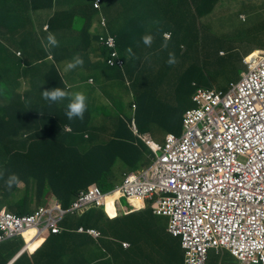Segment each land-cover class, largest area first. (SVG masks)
<instances>
[{
	"label": "trees",
	"instance_id": "1",
	"mask_svg": "<svg viewBox=\"0 0 264 264\" xmlns=\"http://www.w3.org/2000/svg\"><path fill=\"white\" fill-rule=\"evenodd\" d=\"M57 1L58 0H0V26L9 31L14 29V31L19 34L23 33L25 38L28 36V38L34 41H42L43 35L38 34L35 16L38 14V11L44 7L49 11H54ZM81 1L84 4L87 0ZM109 1L107 3H109ZM114 1L116 3L117 0ZM119 1L120 4H122L123 0ZM219 1L220 0H180L179 4L181 9H196V14L192 13L190 15L191 18H187L188 21L191 22V26L181 23L182 19L179 15L172 14L169 15L170 18L165 16V9H163V7L157 4H155L154 7L153 4L148 5L147 0H133L131 5L129 1L124 4L128 10L126 12H130V15H125L124 17L128 28L131 24H138L136 18L139 12L145 8L144 6L147 7L148 5V8L152 9V12L150 11L147 17L150 19V23L154 29L157 30L156 33L158 34L159 32V36L164 43L165 39L162 35L166 31L170 32L171 39L167 40V48L174 45L177 50V56L174 54L177 62L173 65H169L167 63L168 60L165 59L164 62H166L167 65L161 67L162 76L159 93L162 97L160 98L161 101L159 104L165 106L163 103L165 101L168 104V111L162 116V120L159 123L161 125L168 124L171 126L172 124V126H175L177 123H181L182 112H184V110L181 111L170 104L173 103L177 104V106H183L187 103L186 106L191 108L194 106L191 102L192 94L200 86L210 88L205 85V82L200 80V77L196 78L193 75L181 77L177 67L187 63L191 57L196 56L200 43H202V48H204L205 51H207V49H213L205 44L203 29L209 28L210 26L204 25L203 17L211 14ZM103 6H105L104 0ZM103 6L102 8L104 10ZM90 7L95 12H99L94 9L93 3L90 4ZM59 16L60 14L58 13L55 16L53 15V18L50 19L48 25L50 31H52L51 27H54V23L59 20L62 21V19L58 18ZM222 17L217 18L211 23L213 27L216 26L219 33H221L223 31L222 28L229 23V18ZM93 18L94 16L91 13L89 16V25L83 30V32L87 34V37L91 32V30L89 31L90 27L93 26ZM172 19L177 22L176 25L172 24ZM68 20L74 32L80 29L79 25L84 21V19H78L77 23H75L73 19H67V21ZM137 31L139 32V30ZM153 34L154 32L151 35ZM70 35L65 38H69L67 41L68 45L72 46L74 44V37ZM145 35L148 34L141 32V39ZM117 37L116 40L120 43L119 47L125 48L131 45L138 47L137 43L140 38L139 33L135 36L131 34L123 35L121 37L124 39L123 41H121L119 36ZM9 40H12L11 43H20L19 45L23 43L26 45V41H21L22 39L17 41L16 39L8 38L7 42H9ZM59 40L60 46H62L61 37ZM184 44L188 45V49L185 53H182V46ZM54 49H52L51 54H49L41 47V56L34 60L36 62L32 64L31 68L34 78L30 81V84H27L32 92H39V88L48 82H42L44 76L48 74H43V72L39 71L43 66L53 70L57 76L56 78L51 77L52 85L47 90L60 86L62 89L67 87L58 74L57 54L53 52ZM156 49L157 46L152 45L149 47L143 45L141 47V52H137L136 55L144 57L147 56L148 51L152 52ZM166 50L168 51V49ZM10 59H12V56ZM241 60L242 55L238 58L240 63ZM141 61H144L143 58ZM190 67L192 68L193 66ZM192 70L199 76L194 68ZM0 77H2L1 74ZM172 84H174L175 87H173L171 94L168 89ZM48 85H45L44 90H46ZM21 89H23L22 84H20V90ZM66 89L69 90L68 87ZM62 102L63 100L55 103L49 102V104L46 105L43 99L40 98L35 104V108L44 113L45 124L43 129L36 131L35 134L32 135V140L29 142L28 146V153L22 154L12 147L5 145L0 146V193L5 192L6 195H14L15 192H19L22 194L20 198L14 195L15 202H13L12 206L9 208L10 211L19 213V215L29 214L33 212L34 208L39 204H47L49 200H57L62 208H67L74 201L78 192L84 190L92 183H96L100 190L105 192L109 184H111L110 181L112 180L113 182L114 180L111 170L115 165V161L124 163L130 168V171H135L139 169V167L142 168L141 170L146 169L150 167L154 161L155 156L153 152L141 140H138V138L134 136V132L131 129V122L134 117L126 119L124 116H119L118 122L122 125V131L118 133V137L112 138V136H115V133L111 136L105 135L111 126H108L107 122L104 124L99 123L100 118H95L89 107L84 114L83 120H69L66 114H63V117H59L58 114L53 111L58 110L59 104L60 110L67 111V105L69 103V101L66 100V103L63 105L65 107L63 108ZM136 122L139 130L138 132L140 134L149 133L154 140V135L145 128V125L141 123L138 117ZM173 122H175V124ZM54 125L55 129L52 130ZM65 126H68L71 132H67ZM169 131L172 133V128ZM179 133L180 131L177 132V135ZM1 135L0 143L3 144L7 136L4 135V131ZM11 173H15L19 176L20 183L24 184L23 187H20L18 183L13 185L11 189L6 188L5 181L7 176ZM127 210L128 208L124 204H107L105 208H98L93 205L82 212L77 224H74L72 220L75 217L72 218L71 216L64 218V221H67L69 229L73 231L72 234L74 235L77 234L75 231L79 226H83L84 228L92 226L100 230L101 234L104 236L109 233L113 234L112 231L114 230L110 226L107 212L115 211L118 212L119 215H123ZM125 216H133V214L126 213ZM116 221L118 222L119 219ZM60 234H58V236L49 235V237L52 238L50 242L54 244L49 243L51 246V253H57L53 246L56 247L55 243L58 239L64 241L66 236H70L66 235L64 232ZM55 237L57 238L54 241L53 239ZM48 239L49 238L46 240L48 241ZM42 241L43 239L40 240V242ZM47 241L42 243V247ZM102 242L99 241V245H96V248H103L106 251ZM77 243L79 248L80 242L78 239ZM78 248L67 250L65 243H61L58 247L59 254H49V250L48 254H28L31 252V250L28 249L25 254H22L11 264H116V262H118L114 254H78L77 252L69 254L72 251L80 250ZM178 251H180L179 243ZM14 255L15 254H0V264H7L12 260V256ZM108 255H110V259H108Z\"/></svg>",
	"mask_w": 264,
	"mask_h": 264
},
{
	"label": "crops",
	"instance_id": "2",
	"mask_svg": "<svg viewBox=\"0 0 264 264\" xmlns=\"http://www.w3.org/2000/svg\"><path fill=\"white\" fill-rule=\"evenodd\" d=\"M106 1L107 0H104V4ZM128 1L131 5L133 0H123L122 4L117 0L116 3H114V7H112L114 13L111 17L116 22L118 34L113 33V29L109 26L107 15L104 13L102 7L100 9L101 11L96 10L99 12H95L91 9L90 4L93 3V0H87L84 4L81 0H58L54 7V11H49L44 7L43 9H40L35 16L37 30L39 32L37 33L43 35L42 41H45V38L49 33L55 34L58 40L61 37L63 45H59V47L55 49L53 48V52L57 54V69L60 78L65 82L64 84L71 92H83L87 96V105L92 115L99 114V117L100 115H103L101 116L99 123L104 124L107 122L108 126H111L105 135L111 136L115 133V136H112V138L116 136L118 137V133L122 131V125L118 122L119 120L114 114L108 116V111L110 109L108 101L110 98L107 96V92L114 86L116 79L118 82H122L124 73L120 70L110 68L107 65L106 60L109 52L98 43L99 38L103 36H112L116 38L119 36L121 41H123L124 39L121 38L123 35L131 34L135 36L139 33L140 38L137 43V53L141 52V47L144 45L143 40L141 39V32H144L145 34H152L154 32V40L151 46H157V49L152 52L148 51L147 56L144 57L137 55V68L139 67L142 69L144 66L151 64L165 66L167 64L164 60L169 59V53L177 56V50L174 45L169 48L161 47L163 41L159 36V32L158 34L156 33L157 30L154 29L150 23V19L147 17V14L152 10L151 8H148V5L153 4L154 7L155 4H157L160 7H163V9H165V16L169 17V15L172 14L181 16V23H184L187 26H191V22L188 21L187 18H191L190 15L192 13L196 14V9H181L179 4L180 0H147V7L144 6L145 8L139 12L136 18L138 24H131L128 28L124 19L125 15H130V12H126L128 10L124 5ZM103 7L105 9L107 6ZM58 13L60 14L58 18L62 19V21L59 20L54 23V27H51L52 31L46 29L49 25L50 19L53 18V15L55 16ZM91 13L93 15L96 13L97 16L93 18V26L90 27L89 31L91 30V32L87 37V34H85L83 30L89 25V16ZM241 16H245V20L242 19ZM220 17L229 18V23L222 28L223 31L221 33L217 31L216 26L213 27L211 25L213 21ZM67 19H73L75 20V23H77L78 19H84V21L79 25L80 29L74 32L69 25L70 21H67ZM104 20L107 22L106 27L101 25ZM263 20L264 0H220L213 12L203 17L204 25L210 26L209 28L203 29L205 44L216 51L222 52L226 43H229L236 38H241L244 35H249L247 39H242L241 45L236 44L232 50H237L240 53L239 55L242 56H246L255 50H264V35L258 36L253 42L251 38L252 33L257 32V29H254L258 28L263 23ZM176 23L177 22L172 19V24L176 25ZM261 27L262 26L259 28ZM137 30H139V32ZM165 33L170 32L166 31ZM164 34L162 35L163 37ZM69 35L74 37V44L72 45L74 47L68 45L67 41L69 38H65ZM8 38L16 39L17 41L22 39L21 41H26V45L23 43L21 45H19L20 43H11L12 40L7 42ZM42 41H34L33 39L28 38V36L25 38L23 33L19 34L14 31V29L9 31L0 26V74L2 76L0 79V138L2 137L1 134L3 131L4 135L7 136V139L4 140L3 144L0 143V146L5 145L12 147L22 154H25L26 152L28 153L29 138L32 139V135L44 127V113L41 110L36 109L35 104L40 98L43 99L46 105L49 104V102L43 98L42 92L45 91V85L50 83L46 87V90L52 85L51 77H57L53 70L43 66L39 71L43 72V74H48L44 76L42 82H48L39 88V92H32L27 85L30 84V81L34 78V74L31 72V68H25V66L41 56L40 49L42 47ZM117 43L119 46L120 43L118 41ZM190 46L192 47L191 44ZM166 49H168V51ZM18 53H20V55H18ZM76 54H79L83 58L84 64L82 67L68 70L66 64L71 61ZM11 56L12 59H10ZM142 58L144 61H141ZM179 66L177 67V70H179ZM88 68L98 72L99 75L97 80L92 77H89L88 79L86 78L83 69ZM99 68H103V71L100 72ZM127 73L132 77V80L130 81V92L133 99L136 96L140 99V102L146 103L148 100L143 99L142 94L133 90L132 81L133 78H137V75L136 72H132V68L129 67L128 64H126L125 68V74ZM111 74L115 78L111 77ZM91 79L94 80L93 84L89 81ZM20 84H22L23 88L21 90ZM112 97H115L121 104H124L123 96L120 93L113 94ZM65 103L66 100H63L62 106ZM138 103H136V108H133L134 110H138ZM64 107L65 106H63V108ZM53 112H56L59 117H63V112L61 113L60 110V104L58 110ZM137 117L138 116H135L134 118L137 119ZM156 128L163 130L165 132L164 135L171 132L169 131L171 128L173 130L172 133L177 134V132H179L172 126V124L171 126L168 124L159 126V124H157ZM115 164L116 167L112 170V178L118 177L117 174L120 171V162L116 161ZM125 173L126 172L122 173V176ZM11 206L12 203L9 201L6 193H0V207L10 208ZM72 220L74 224H77L80 217H75ZM123 221L124 224L121 228L114 230V238L121 242L128 243L129 247L127 249H121L119 244H113L107 238H102V243L104 244L106 251L103 248H96V241L82 234H72L73 231L69 229L67 221H63L60 224V227H65L70 230L64 232L66 235L70 236H66L64 241L61 239L56 241V247H53L57 253L50 252L51 246L49 243H51L50 240L52 238L49 237V234H45L41 237V239H43L41 244L49 238L46 244L42 248L36 249V241H34L30 249L31 252L28 254H35L36 252V254H48V250L49 254H59L58 247L61 243H65L67 250L78 248L77 239L80 242L78 248L80 250L72 251L69 254H74L75 252L78 254H114V257L118 259L116 264H169L173 263V254H181L183 252L181 248L180 251H178L179 241L166 232L167 222L164 223V217H155L148 212L141 211L136 212L134 218L129 216L124 218ZM56 238L57 237L53 240L55 241ZM22 248L23 243L19 239H15L6 242V244L0 245V254H16L12 256V259H15L18 258L20 254H25L26 251H23ZM206 264H236V261L227 252L217 255L214 251H210Z\"/></svg>",
	"mask_w": 264,
	"mask_h": 264
},
{
	"label": "built area",
	"instance_id": "3",
	"mask_svg": "<svg viewBox=\"0 0 264 264\" xmlns=\"http://www.w3.org/2000/svg\"><path fill=\"white\" fill-rule=\"evenodd\" d=\"M101 3L94 0V8ZM245 63L248 73L224 96L196 91V107L183 114L181 137L169 134L163 146L142 138L154 161L124 181L130 194L159 197L155 212L168 217L167 232L181 239L184 264H204L210 249H226L238 264H264V52ZM133 129L137 133L135 124ZM87 195L81 193L69 211L80 208ZM57 208L25 217L0 215L1 229L56 232L65 213Z\"/></svg>",
	"mask_w": 264,
	"mask_h": 264
},
{
	"label": "clouds",
	"instance_id": "4",
	"mask_svg": "<svg viewBox=\"0 0 264 264\" xmlns=\"http://www.w3.org/2000/svg\"><path fill=\"white\" fill-rule=\"evenodd\" d=\"M93 3H94V0H93ZM102 3H103V0H102ZM102 3H101V7H102ZM93 7H94V5H93ZM101 7H100V9H101ZM100 9H95V10H100ZM241 18L245 20L246 17L245 16H241ZM104 21H105V26H103L102 24L101 25L103 27H106L107 22H106V20H104ZM46 29H48V26L46 27ZM102 38L104 40H108V39L112 38L114 40V43H115L114 46L113 47H108L101 40ZM164 39H165V42L161 45V47L162 48H167V40L171 39V34L170 33H165L164 34ZM142 40H143L144 45L150 47L151 44L153 43L154 37H153V35L148 34V35L143 36L142 37ZM45 41H42V47L49 54H51V50L53 48H57L60 45V42L58 41V39L56 38L55 34H53V33H49L46 36ZM98 43L104 49L108 50V52H109V55H108L107 60H106L107 65L110 68H113V69H117V70L122 71L124 73V75H125V68H126L127 61H126V59L120 53V49H119L120 47L118 46V43H117L116 38L115 37H112V36H107V37H104L103 36V37H100L99 38V42ZM182 47H183L182 53H185L187 51V49H188V46L184 44ZM258 52H264V50H255V51L247 54L246 56H242L241 64L244 66V68L246 70L245 74L248 73V67H247V64L245 63V61L250 56H252V55H254L255 53H258ZM18 55H20V53H18ZM218 55L223 56L224 55V52L223 51L222 52H219ZM35 62L36 61H33L31 64H27L25 66V68H32V64L35 63ZM176 62L177 61L175 59V56L172 53H169V59H168L167 63L169 65H173ZM83 64H84L83 58L79 54H76L73 57V59L66 64V67H67L68 70H73V69H76L77 67H82ZM245 74L236 83H230L229 88L227 90H225V91L216 90V89H213L211 87L210 88H207V87H203V86H200L197 90L213 91L214 93H218V94H221V95L224 96L225 94H227L230 91V89L232 88V86H236V85L239 84V82L244 78ZM1 78L2 77H0V79ZM89 81H90L91 84L94 83V80L93 79H91ZM127 83L130 86V83L131 82L128 81ZM196 91L191 96V102L193 103L194 106L191 107V108H188V109L184 110V112L182 113V117H181L182 132L181 133H179L178 135L177 134H174V133H171V132L166 133L164 135V137H163L162 143H158L157 141H155V140H153L151 138V136H150L149 133L140 134L138 132L139 130H138V127H137V122H136V119L134 118V119H132V122H131V129L134 132V136H136L138 138V140H141L144 144H145V142H144V140L142 138L145 137V138H149L155 144L160 145V146H163L164 145L166 136L169 135V134L170 135H173L175 137H181L183 135V133H184V128H183V114L185 113V111H187L189 109H193V108L196 107V105L192 101V98L194 97ZM42 96H43V98L45 100H47V101H49L51 103L59 102V101H62V100H68L69 103L67 105V111L61 110V113L63 112V114H66V116H67V118L69 120H73V119L83 120L84 119V114L87 111L88 105H87V96L83 92H75V93H73V92L67 90L66 88L65 89H62L60 87H55V88H52L51 90H45V91H43L42 92ZM132 108H136V105L135 104H132ZM60 120H63V119H60ZM133 124H135V126H136L137 133L133 129ZM54 129H55V125L53 126L52 130H54ZM65 130L67 132H71V129L68 126H65ZM29 140L31 141L32 139L29 138ZM114 167H115V165L112 167V170H113ZM148 169H149V167L146 168V169H143V170H139L138 172H135V171L128 172L127 171L122 176V179H121L120 184L114 186L112 188V190H110L108 193H106V191L105 192L101 191L100 188L96 185V183H92V184L88 185L84 190L79 191L78 194H77V196H76V198L74 199V201L67 208H62L57 200H55V201L49 200L47 204H45V203L44 204H39L37 207L34 208L33 212H31L29 214H21V215H19V213L10 211L9 210V207H7V208L0 207V215H2V217H3V215H11L13 217L14 216H16V217L17 216L18 217L30 216V215H33L35 212H37L40 208L46 210V209L53 208L55 205L58 207L57 209L65 212L64 215L61 217V219L57 222V228L58 229H57L56 232H52L50 229H44L41 232H39V231L36 232L34 228H29V229L23 231L22 233L12 232L10 229H8V234H5V233H3V231L5 229H1V224H0V245L6 244V242H9V241H12V240H15V239H19L23 243V248H22L23 251H27L29 249V244L32 241H36V245H37L38 243H40L41 237L44 236L45 234H49V235H54L55 236V235H58L60 233L70 231V230H68L65 227H60V224L64 221V218H68V216H71L72 218L73 217H80L81 214H82V212L84 210H86L88 207L93 206V205L96 206V207H98V208H105L107 206V204L118 205V202L121 199H124V201H125L124 205L128 208V210L123 215H119V213L118 212H115V211L114 212H107V216L109 217L108 219L110 221L111 228H113L114 230L115 229H120L121 226L124 224V221H123L124 218H127L125 216L126 213L133 214V216H131V217L134 218V214L136 212L143 211V212H148L150 215H153L155 217H164V218H167V226H166V232H167V228H168V217L167 216H164L162 214H157L155 212V206H157V202H160V200H158L159 199L158 196L155 195V197H153L151 199L148 198V197L141 198L138 195L130 194V193H128V192L125 191L127 189H125L124 181H125V179L127 177H129V175H137V173H140V172L145 171V170H148ZM112 170H111V172L113 173ZM113 179H114V177H113ZM18 183H19V186L20 187H23L24 186L23 183H20L19 176L17 174H15V173H11V174H9L7 176V179L5 181V186H6V188L11 189V187L13 185L18 184ZM93 188L96 189L98 195H95L94 192L92 193V195H89V192ZM81 193L88 194L87 195L88 196V199L85 200L83 202V205L80 206V208H78L77 210H75L73 212L69 211L71 209L72 205L78 200V198H79V196H80ZM14 195L17 196L18 198L22 197V194L19 193V192H15ZM14 195H7L9 201L12 204H13V202H15ZM53 213L55 214V212H53ZM117 219H119L118 222L116 221ZM8 222H9V220L7 218L6 219V222H5L6 224H4V225L7 226L8 225ZM79 228L82 229L83 231L82 232L78 231ZM114 230L112 231L113 234L112 233H109V234H105L103 236L101 234L100 230H98L96 227L89 226L87 228H84L83 226H79L76 229L75 232L78 233V234H82L84 236H87L90 239H93L94 241L97 242V245H99L98 244L99 241L102 242L101 241L102 238H107L113 244H119V247L121 249L122 248L123 249H127L129 247V244L128 243L121 242V241L117 240L116 238H114V236H115ZM28 231H32L33 232L31 234L32 237H31V240L29 242H27V240L25 239V233L28 232ZM88 231H93V233H89ZM168 234L170 236H172L170 233H168ZM172 237L173 238H176L179 241L180 248L183 251V264H184V262H185V251H184V249L181 246V239L179 237H174V236H172ZM210 251H214L217 255L223 254L224 252H227L236 261V264H238L237 259L234 256H232L230 254V252H228L226 249H223L221 252H216L214 249H210L208 251V253H207V258H208V254H209ZM21 255L22 254H20V256ZM16 259L17 258L10 260L7 264L13 263L14 260H16ZM108 259H110V255H108ZM206 261H207V259H206ZM204 264H206V262Z\"/></svg>",
	"mask_w": 264,
	"mask_h": 264
},
{
	"label": "rangeland",
	"instance_id": "5",
	"mask_svg": "<svg viewBox=\"0 0 264 264\" xmlns=\"http://www.w3.org/2000/svg\"><path fill=\"white\" fill-rule=\"evenodd\" d=\"M108 1L109 0L105 2V6L107 7L104 9V13L107 15L108 24L113 29V33L118 34L116 22L111 17L114 13V9L112 7H114L115 1L110 0L109 3H107ZM93 16L96 17L97 14L95 13ZM260 26L262 27L259 28ZM260 26L258 27L259 29H254H257V32L252 33V42L255 41V38H258V36L264 35V20ZM248 36L249 35H244L241 38H236L235 40L226 43V46L223 50V56L218 55L220 51H216L215 49H207V51H205V49L202 48V43H200L199 50L197 51L196 56L191 57L187 63L179 66L178 73L181 74V77H186V75H193L196 78L200 77V80L205 82L206 86H209L213 89L221 91L227 90L230 86V83H236L246 72L244 66L238 61L240 53L237 50L233 51L232 49L234 46H236V44L241 45L242 39H247ZM134 46L135 45H131L125 48L120 47L119 49L121 55L126 59L128 66L132 68V72H136L137 78H133L132 81L133 90L137 93L142 94V98L148 101L146 103H142L140 102V99L136 96L133 99L132 94L130 92V86L127 83L128 81L130 82L132 80V77L129 75V73H127L123 76L121 83L118 82L116 79L114 86L107 92V96L110 98L108 101V105L110 107L108 111V116H112L114 114L115 116H117V118L119 116H124L126 119H131L135 116H138L141 123L145 125V128L150 131L152 135H154V140L158 143H162L165 132L159 128H156V125L161 122L162 116L165 115L168 111V104L166 101L163 102L165 106H161L159 104V102L161 101L160 98L162 97L159 92L161 89V67L163 65L151 64L148 66H144L142 69H140L139 67L137 68V46ZM190 66L193 67L191 68ZM193 68L197 71L199 76L192 70ZM83 70L86 74L87 79L89 77H92L95 80L98 79L99 74L96 70H93L91 68ZM99 71H103V68H99ZM111 77L115 78L112 74ZM173 87H175L174 84L170 85L168 89V91L170 90L171 94L173 91ZM117 93H120L123 96L124 104H121L115 97H112L113 94ZM136 103H138V110H134L131 107L132 104L137 105ZM186 104L183 106H177V104L170 105L174 106V108L183 111L190 108L186 106ZM93 116L95 118H101V116L103 115H100L99 117V114H93ZM173 123L175 124V122ZM159 126H161V124H159ZM173 127L176 128V130L180 131V133L182 132L181 123H177ZM158 154H160V152H158ZM119 167L120 171L117 174L118 177H114L113 182L112 180L110 181L111 184H109L106 193L112 190L114 186L120 184L122 179V173L127 171L130 172V168L122 162H120ZM141 169L142 168L139 167V169L135 170V172H138ZM124 203V199H121L119 200L118 205ZM166 222L167 218H164V223ZM37 248H42L41 242L36 245V249ZM172 260L173 263L169 264H183V252L181 254H173Z\"/></svg>",
	"mask_w": 264,
	"mask_h": 264
},
{
	"label": "bare ground",
	"instance_id": "6",
	"mask_svg": "<svg viewBox=\"0 0 264 264\" xmlns=\"http://www.w3.org/2000/svg\"><path fill=\"white\" fill-rule=\"evenodd\" d=\"M33 232L32 231H28L25 233V239L27 240V242H29L31 240V237H32V234ZM31 235V236H30ZM34 241H32L30 244H29V250L31 249V246H32V243Z\"/></svg>",
	"mask_w": 264,
	"mask_h": 264
}]
</instances>
